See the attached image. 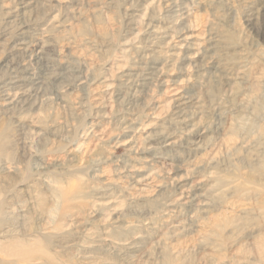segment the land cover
Wrapping results in <instances>:
<instances>
[{
	"label": "rangeland",
	"instance_id": "374dc122",
	"mask_svg": "<svg viewBox=\"0 0 264 264\" xmlns=\"http://www.w3.org/2000/svg\"><path fill=\"white\" fill-rule=\"evenodd\" d=\"M261 35L264 0H0V246L264 264Z\"/></svg>",
	"mask_w": 264,
	"mask_h": 264
},
{
	"label": "clouds",
	"instance_id": "9594fccd",
	"mask_svg": "<svg viewBox=\"0 0 264 264\" xmlns=\"http://www.w3.org/2000/svg\"><path fill=\"white\" fill-rule=\"evenodd\" d=\"M194 17L195 18L190 27L202 31L204 34L201 39L205 44H207L209 42L207 28L209 22L212 21V18L210 16L203 17L199 13H194ZM258 39L260 40L261 44L264 45V35L259 36ZM238 42L240 46L250 48L252 46L253 40L252 38L241 34L238 37ZM201 46L203 47V45ZM260 55H264V47L261 48ZM253 63H255V61H253ZM188 71L192 72L193 69L190 67ZM158 118L162 119L163 116H160ZM204 123H206V120L205 116L202 115L200 117L199 124L203 125ZM148 127H152V125H148ZM81 164H83V161H81ZM162 175V172H151L148 174V176L143 177L142 179H147L149 183H152L158 176ZM178 199H183V196L181 195L180 197H178ZM48 227H50L49 224L44 225V228L47 229ZM69 227H71V225H69ZM3 229H6V231L2 232L5 237H15L18 235L15 223H0V230ZM47 255V251L42 246L28 244L21 247L12 240L5 242L3 246H0V264H44V258Z\"/></svg>",
	"mask_w": 264,
	"mask_h": 264
},
{
	"label": "bare ground",
	"instance_id": "6f19581e",
	"mask_svg": "<svg viewBox=\"0 0 264 264\" xmlns=\"http://www.w3.org/2000/svg\"><path fill=\"white\" fill-rule=\"evenodd\" d=\"M175 94V93H174ZM179 96V95H178ZM180 98V97H179ZM181 99V98H180ZM180 101V100H179ZM178 101V102H179ZM180 104V103H179ZM170 138V137H169ZM167 141V140H166ZM172 141V140H171ZM170 144V140L167 141ZM172 143V142H171ZM143 182V181H142Z\"/></svg>",
	"mask_w": 264,
	"mask_h": 264
}]
</instances>
